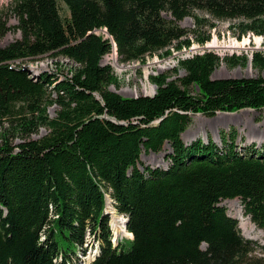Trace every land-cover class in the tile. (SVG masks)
I'll list each match as a JSON object with an SVG mask.
<instances>
[{
  "label": "trees",
  "instance_id": "trees-1",
  "mask_svg": "<svg viewBox=\"0 0 264 264\" xmlns=\"http://www.w3.org/2000/svg\"><path fill=\"white\" fill-rule=\"evenodd\" d=\"M8 10L20 36L0 47V264H264V245L221 204L241 199L264 230V142L239 145L236 129L220 131L221 144L183 138L193 114L264 108V52H253L258 76L213 78L222 61L249 58L205 50L150 75L157 92L136 97L110 90L119 82L101 62L114 47L120 62L169 56L174 43L191 47L190 32L205 44L212 19L264 36V0H11ZM9 30L0 15V39ZM48 54L76 65L61 77L26 63ZM166 143L168 166L141 161ZM111 204L131 234L117 244Z\"/></svg>",
  "mask_w": 264,
  "mask_h": 264
},
{
  "label": "rangeland",
  "instance_id": "rangeland-1",
  "mask_svg": "<svg viewBox=\"0 0 264 264\" xmlns=\"http://www.w3.org/2000/svg\"><path fill=\"white\" fill-rule=\"evenodd\" d=\"M10 2L11 0H0V15H2V17L8 22V25L10 26V30L0 39V47L7 45L10 41L20 36L19 32L13 28V26L17 24V19L8 10ZM60 4L62 5V3ZM196 13L200 16L206 15V13H204L203 11H196ZM165 16L167 18H171L170 14H165ZM212 21L217 24L216 27L211 28L207 25L199 30L201 34H210V40H208L205 44H200L193 32H190L189 37L192 39L191 47H184L181 50H178L176 49V43H174L170 46L173 52L169 56L164 57L161 55V53H154L146 55L143 60L120 62L118 61V57L115 51L111 52L110 54L104 55L101 60L102 64L111 65L113 73L119 82V85L117 87L112 85L110 89L117 91V93L125 97H131L144 93L150 94L153 91H157V86L149 80L150 75H157L162 72L171 71V69L178 67V61L180 59L194 56L197 53H203L205 50H212L223 57L227 55L231 56L233 54H246L249 58L247 63L238 65H230L227 62L222 61L213 72L214 78L256 77L261 74V71L257 67L253 66L252 58L254 51L264 52V36L256 34L254 35L253 32H250L247 35L240 36L239 33L235 32V30L231 28V24L234 21H219L216 19H212ZM180 24L187 29H196V24L192 17L184 18L182 21H180ZM215 39L227 46L231 44L241 45L243 43H245V46L212 48L209 46V44ZM26 63H31L29 66L33 71L49 69L53 72H57L61 77L67 75L69 72V68L76 65L74 62L70 61L67 58H64L61 55L52 56L51 54L29 60V62ZM162 66L165 68H160ZM178 74L184 75L185 71L183 69H180ZM172 75L173 76L171 78L176 77V74H174L173 72ZM152 88L153 91L151 90ZM52 97H55V93H52ZM57 109L58 106L56 104L48 106V117H54ZM245 110L253 111L242 112ZM225 113L228 112H219L215 116L211 117H207L203 114H193V121L189 128L183 134L185 142L189 143L192 140L200 137L205 140L212 138L217 144H221L220 131L228 132L231 129H236V131L238 132L237 142L239 143V145L245 146L253 142L257 145L261 144L258 140H253L252 136L264 135V108L260 110L244 109L237 112H229V114H234L233 116L222 115ZM4 126L7 127V125ZM7 129L10 130V128ZM46 133L47 129L44 127H40L38 131L32 133L29 138L37 139L45 135ZM9 138L13 141V143H18L19 141H21V139H19L18 137L9 136ZM262 142H264V140ZM170 150V145L166 143L161 152H142L140 159L142 162L149 164L150 166H159L160 164V166L165 167L169 165V161L166 160V156ZM221 204L225 205L227 207L228 213L235 218H237L238 216L239 209L243 208L241 199L239 198H236V200H231L229 202L228 200H224ZM111 205H109L108 210L105 213H108L110 216L109 224L111 225L110 227L114 235L113 241L116 238L121 237L131 238L129 232L125 231L124 226H122L120 223L125 220V218H123L124 216H121V214H118L116 211L114 213V206ZM119 223L120 226H118ZM252 223L254 224V222ZM248 228L251 229V226H249ZM120 230H124L125 232L123 231V233H121ZM241 232L243 235L242 229ZM258 232V228L257 230L253 231L251 236L252 238L245 237L244 235L243 236L254 241L258 245H264V234H259ZM255 235H258V238L253 239ZM89 239L90 237L88 236V241ZM125 241L127 242L128 240L126 239ZM86 246L89 247L88 245ZM96 250L97 243H90V250L88 251L87 255L90 256V258L93 257ZM255 253L261 256L260 250L256 251ZM87 259L88 258L86 257L85 260Z\"/></svg>",
  "mask_w": 264,
  "mask_h": 264
},
{
  "label": "bare ground",
  "instance_id": "bare-ground-1",
  "mask_svg": "<svg viewBox=\"0 0 264 264\" xmlns=\"http://www.w3.org/2000/svg\"><path fill=\"white\" fill-rule=\"evenodd\" d=\"M247 43V42H246ZM209 46L210 47H212V48H219V47H225V48H228V47H244L245 46V43H243V44H241V45H237V44H231V45H224V44H222V43H220L218 40H213L210 44H209ZM29 67V66H28ZM160 68H165V67H160ZM152 91H153V88L151 89ZM253 110H245V111H242V112H252ZM222 115H229V116H233L234 114H229V113H225V114H222ZM252 139L253 140H258L259 142H262L263 140H264V135H262V136H259V135H254V136H252ZM236 200V199H235ZM229 201H231V200H228V202ZM107 207V206H106ZM114 211V213H115V209H113ZM121 216H123V215H121ZM113 217V216H112ZM123 218H125V217H123ZM237 218L239 219V227H241V229L243 230V235L245 236V237H249V238H252L251 236H252V233H253V231H255V230H257V227L252 223V220H251V218L250 217H248V216H246L245 215V212H244V209L243 208H240L239 209V211H238V216H237ZM126 220H127V218H125V220L124 221H122V222H120L121 223V225L122 226H124V230L125 231H127V229H126ZM120 223L118 224V226H120ZM253 224V225H252ZM249 226H251V229H249L248 227ZM124 230H120L121 231V233H123V231ZM124 231V232H125ZM258 233L259 234H264V231L263 230H259L258 229ZM130 234V233H129ZM131 235V234H130ZM122 238H124V237H121V238H116L114 241H113V243L114 244H117L118 242H119V240L121 239L122 240ZM256 238H258V235H255L254 236V238L253 239H256ZM85 245H88V244H85ZM97 251V250H96ZM95 254H96V252H95ZM86 257L88 258L87 260H91L93 257H91L90 258V256H88V255H86L85 257H84V259H86Z\"/></svg>",
  "mask_w": 264,
  "mask_h": 264
},
{
  "label": "water",
  "instance_id": "water-1",
  "mask_svg": "<svg viewBox=\"0 0 264 264\" xmlns=\"http://www.w3.org/2000/svg\"><path fill=\"white\" fill-rule=\"evenodd\" d=\"M115 45V44H114ZM114 51H116L115 50V47H114ZM27 69H29L28 68V66H25ZM212 77L214 78V76H213V74H212ZM110 87L111 86H109V89H110ZM110 90H112V89H110ZM112 91H115V90H112ZM115 92H117V91H115ZM157 91H153L152 93H150V94H148V93H144L143 95H153L154 93H156ZM137 95H135V96H133V97H136ZM126 222H127V220H126Z\"/></svg>",
  "mask_w": 264,
  "mask_h": 264
}]
</instances>
